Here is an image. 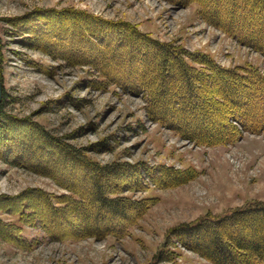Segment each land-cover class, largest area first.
Returning a JSON list of instances; mask_svg holds the SVG:
<instances>
[{
	"label": "rangeland",
	"instance_id": "obj_1",
	"mask_svg": "<svg viewBox=\"0 0 264 264\" xmlns=\"http://www.w3.org/2000/svg\"><path fill=\"white\" fill-rule=\"evenodd\" d=\"M211 1L219 17L234 9L232 0ZM199 6L197 2L183 5L168 0H0V102L4 100L6 119L16 117L10 121V151L26 142L29 146L24 149L33 151L23 154L17 164L0 158V219L19 225L25 243L20 246L8 240V233L0 234V264H210L175 239L168 246L176 255L173 262H154L153 257L170 228L208 212L218 214L249 201H264V134L243 132L232 142L216 145L184 139L148 116L144 95L102 83L99 71L89 64L55 58L39 47L42 41L31 40L29 30L20 28L25 18L36 17L37 29H48V22L37 18L40 12L84 11L87 16L129 22L152 39L205 53L222 67L251 65L264 74V56L204 20ZM255 17L248 26L259 24L260 17ZM61 23L59 28L69 30ZM70 30V36L63 38L65 45L54 47L55 54L73 50L81 60L84 54L96 56L84 39L90 40V36ZM117 64L124 73L128 71V78H135L145 67L136 57L113 62ZM181 84L177 81L166 87ZM250 98L252 104L255 100ZM22 119L29 129L39 127L98 165L162 166L191 175L174 186L155 185L146 176L131 189L111 191L113 197L143 203L136 223L122 235H86L84 221L68 223L66 218L61 220L60 231L79 236L52 239L41 228L21 223L20 214L4 212L1 206L20 203L19 198L30 190L40 189L52 196L69 193L67 185L89 189L91 183L81 180L85 169L68 162L53 163L49 159L52 150L41 147L44 139L38 136L39 130L29 131ZM37 163L46 166L43 173L31 167ZM121 179L106 177L111 187ZM117 222L105 218L97 227ZM93 225L89 221L88 226Z\"/></svg>",
	"mask_w": 264,
	"mask_h": 264
},
{
	"label": "trees",
	"instance_id": "obj_2",
	"mask_svg": "<svg viewBox=\"0 0 264 264\" xmlns=\"http://www.w3.org/2000/svg\"><path fill=\"white\" fill-rule=\"evenodd\" d=\"M168 1L183 5L197 2L200 5L199 14L204 20L264 56V33L257 35L264 32V0H232L234 9L223 17L218 16L211 0ZM255 16L260 17L259 24L249 27V20L255 19ZM37 18L46 20L49 28L39 31L34 24L36 17L25 18L20 28L29 30L31 40L42 41L40 48L55 58L62 56L72 64H89L99 71L102 83L106 85H116L122 91L144 95L148 116L180 137L198 144L216 145L232 142L243 132L264 134V74L257 68L251 65L225 68L205 53L152 39L129 22L106 21L87 16L84 11L40 12ZM60 23L69 30L59 28ZM70 29L81 30L90 36V40L84 39L99 60L90 53L82 55L85 59H78L77 51L73 50L55 54L54 47L57 44L65 45L63 38L69 35ZM141 47L146 50L141 51ZM131 57H136L145 65L144 69L135 73V78H128V71L124 73L118 64L113 65L114 61L126 62ZM177 81L182 84L167 89V85ZM249 98H253L255 103L251 104ZM3 101L0 102V158L17 164L23 154L30 155L33 151L31 153L29 149H24L29 142L18 143L13 153L10 151L13 142L10 121L16 117L6 119ZM21 122L25 124L23 119ZM35 127L29 129L27 126L29 131L39 130L38 136L44 139L42 149L52 150L49 159L53 158V163L68 162L85 169L81 180L87 179L91 183L89 189L65 185L71 193L52 196L40 189L30 190L19 198L20 203L8 202L4 204L5 207L1 206L4 212L20 214L21 223L41 228L52 239L79 236L72 231H60L61 220L66 218L68 223L84 221L86 235H122L136 223L143 203L132 201L129 197H113L110 193L131 189L146 176L155 185L174 186L191 175V172L162 166L143 168L127 163L98 165L78 149L53 140ZM10 152L15 159L10 157ZM31 167L43 173L46 166L37 163ZM106 177L116 180L122 177V181L115 182V186L111 187ZM105 218L118 219V222L114 226L97 227L98 222ZM88 220L94 222L92 227L88 226ZM0 229L2 236L4 232L8 233L9 241L17 242L20 246L25 244L19 225L0 219ZM172 239L210 264H264V201H249L218 214L208 212L193 221L170 228L154 254V262H173L175 252L168 248Z\"/></svg>",
	"mask_w": 264,
	"mask_h": 264
},
{
	"label": "bare ground",
	"instance_id": "obj_3",
	"mask_svg": "<svg viewBox=\"0 0 264 264\" xmlns=\"http://www.w3.org/2000/svg\"><path fill=\"white\" fill-rule=\"evenodd\" d=\"M184 3V2H183ZM78 14V13H77ZM60 18V17H59ZM77 18V17H76ZM65 19V18H64ZM78 20V19H77ZM56 21V20H55ZM66 21V20H65ZM107 21V20H106ZM62 22V21H61ZM55 23V22H54ZM63 24V23H62ZM108 24V23H107ZM115 25V24H114ZM63 26V25H62ZM122 26V25H121ZM46 28V27H45ZM107 28V27H106ZM56 30V28H55ZM88 31V30H87ZM68 33V32H67ZM66 33V34H67ZM75 34V33H74ZM70 36V35H69ZM120 36V35H119ZM121 38V37H120ZM112 41V40H111ZM56 42V41H55ZM93 43V42H92ZM93 46V45H92ZM148 62V61H147ZM20 154V153H19ZM47 175V174H46ZM51 176V175H50ZM2 203V202H1ZM39 212V211H38ZM136 213V212H135ZM39 215V214H38ZM131 217V216H130ZM113 220V219H112ZM116 221V220H115ZM126 221V220H125ZM75 224V223H74ZM78 226V225H77Z\"/></svg>",
	"mask_w": 264,
	"mask_h": 264
},
{
	"label": "water",
	"instance_id": "obj_4",
	"mask_svg": "<svg viewBox=\"0 0 264 264\" xmlns=\"http://www.w3.org/2000/svg\"><path fill=\"white\" fill-rule=\"evenodd\" d=\"M2 99V83H1V79H0V101Z\"/></svg>",
	"mask_w": 264,
	"mask_h": 264
}]
</instances>
